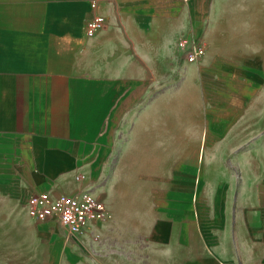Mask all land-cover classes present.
<instances>
[{
	"label": "crops",
	"instance_id": "1",
	"mask_svg": "<svg viewBox=\"0 0 264 264\" xmlns=\"http://www.w3.org/2000/svg\"><path fill=\"white\" fill-rule=\"evenodd\" d=\"M195 36L200 58L178 46ZM259 86L264 0H0V264H264V107L254 117L246 97ZM206 140L231 148L201 210L185 191L202 190L204 150L173 148ZM158 156L186 159L196 184H153L146 214L119 211L111 173L139 158L156 174ZM87 189L110 215L79 235L28 213L33 194Z\"/></svg>",
	"mask_w": 264,
	"mask_h": 264
},
{
	"label": "rangeland",
	"instance_id": "2",
	"mask_svg": "<svg viewBox=\"0 0 264 264\" xmlns=\"http://www.w3.org/2000/svg\"><path fill=\"white\" fill-rule=\"evenodd\" d=\"M190 39H196L201 40L204 42L207 46V49L209 48V43L202 37H188ZM248 102L256 103L257 106H254L253 114L254 117L261 115V110L264 107V87L259 86L258 88H255L252 92H249V94L246 96ZM244 114V111L239 110V116ZM251 114V112H248V115ZM246 118V117H244ZM194 129V128H193ZM192 130V128H191ZM241 130L240 134H243L242 132L245 130L244 127L239 128ZM208 132L209 131H199L200 135L204 136V139H208ZM202 136V138H203ZM235 146L236 144H232ZM239 146L244 144H238ZM197 146V147H196ZM196 147V149H195ZM198 151L202 148L204 150V178L205 182L202 187V190L199 192L194 193V191H185L186 194H188V197L190 199H197L201 205V210L205 209L204 204H210V207L212 209V203L214 199V193L216 188V182L219 178V173L217 168L215 166V156L217 151L227 150L229 151L231 146L229 143H215V142H201V143H189V144H181V143H174V154L177 156L181 153V151H185V154H189L193 156L195 150ZM187 154V155H188ZM160 156V155H159ZM157 161L153 160V171H156V174H145L144 171L150 170V160L148 159H139V158H126L122 159V163L120 165V173L115 174L113 173V168L111 169V183L112 188L114 189V200L117 204V207L119 208V211H122V213L134 216L138 214L139 210L142 214H146L149 210V206L151 204V201H153V198H155L154 195H158L157 198L161 197V190H152L151 186L157 185L158 187L164 186L166 183H174L175 186L178 187L179 184L183 185H189V184H196V175H192V173L188 174H178V171L180 170L179 162H186V159H177L174 158V167L170 168L169 164L165 163V159L159 158ZM141 172V174H139ZM190 174V175H189ZM223 174V173H222ZM222 177H225V175H222ZM202 181V180H201ZM178 183V185H177ZM203 183V181H202ZM125 210V212L123 211ZM120 228L115 229V231H125V232H135V231H144L146 230V224H136V223H122L119 224ZM119 242H121V238L118 239ZM118 240H114L115 242H118ZM132 239H127L126 236V244H129V242H133Z\"/></svg>",
	"mask_w": 264,
	"mask_h": 264
},
{
	"label": "built area",
	"instance_id": "3",
	"mask_svg": "<svg viewBox=\"0 0 264 264\" xmlns=\"http://www.w3.org/2000/svg\"><path fill=\"white\" fill-rule=\"evenodd\" d=\"M104 24L103 15H94L87 21L86 34L94 36ZM178 46L197 58L207 52L204 42L188 37H181ZM83 177L82 174L77 176V178ZM27 209L32 218L57 220L71 236L81 234L90 225L107 221L110 215L107 202L88 189L75 194L55 195L49 191L33 194L27 200Z\"/></svg>",
	"mask_w": 264,
	"mask_h": 264
}]
</instances>
